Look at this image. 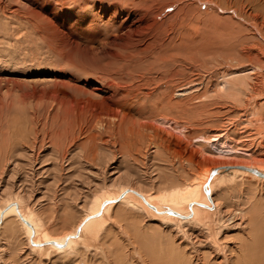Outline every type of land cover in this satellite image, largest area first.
I'll return each instance as SVG.
<instances>
[{"label":"rangeland","instance_id":"rangeland-1","mask_svg":"<svg viewBox=\"0 0 264 264\" xmlns=\"http://www.w3.org/2000/svg\"><path fill=\"white\" fill-rule=\"evenodd\" d=\"M34 1L42 5L41 0H0V206L12 197H22L25 205L36 209L49 233L61 237L80 222L90 199L115 191L118 184L157 194L184 186L221 163L264 164V130L256 117L252 120L253 99L245 90L238 95L227 92L231 77L252 73L249 67L239 70L230 62L234 56L231 45L241 28L234 9L218 0H165L168 4L173 1L171 5L148 0L149 5L157 2L164 10L156 11L158 21L153 24L158 27H152L143 43L138 42L139 37L125 47L106 45V28H110L108 34L116 33L121 20L105 16L102 31L91 44L104 46L80 53L48 25L36 26L29 18L38 7ZM95 1L90 0L91 6ZM140 1L135 4L138 7L135 0L126 2L139 11ZM63 2L71 6L69 0ZM230 34H234L232 41H228ZM120 65L126 68L124 79L113 76L114 83L128 93L132 86L142 92L115 106L107 99L115 88L109 83L112 79L100 72ZM129 72H139L141 77L127 75ZM88 99L106 101L116 109L117 124L109 125L112 118L108 112L88 106ZM216 132H228L233 143L249 149L250 154L217 157L209 141H199L200 136ZM91 136L93 145H87ZM179 155L186 159L182 164ZM250 184L229 187L217 195L218 203L236 225L224 235L228 258L210 248L203 239L205 234L198 231H193L199 245L196 251L185 247L186 240L180 241L174 229L154 225L156 221L127 213L120 216V210L115 219L126 224L130 232L137 226L143 233L141 246L163 255L148 258L154 264H183L184 259L180 253L174 254L170 244L183 248L194 264H207L206 256L214 264H264V189ZM241 208L244 215H240ZM4 230L0 229V264H48L23 248L25 234L23 238L21 231L13 232L14 228ZM111 232L114 235L105 236L102 249L98 250L102 238L95 245V253L91 252L94 249H84L75 255L56 254L63 257L50 264L143 263L141 254L145 251L139 247L136 254L135 237L121 235L114 226ZM115 250L120 251L113 258Z\"/></svg>","mask_w":264,"mask_h":264},{"label":"bare ground","instance_id":"bare-ground-1","mask_svg":"<svg viewBox=\"0 0 264 264\" xmlns=\"http://www.w3.org/2000/svg\"><path fill=\"white\" fill-rule=\"evenodd\" d=\"M126 1L108 0L107 2H105V0H97L91 6L90 0H69V3L71 4V6L69 5V7L67 6L66 2H63V0H41L42 5H39L37 4V2L34 1V3H36L38 6L34 8L38 9H34L35 16H29V18L36 22L35 24L37 27L43 28L47 27L46 25H48L52 32H55L56 34H58V36L60 34L65 38V41L72 47V50L79 51L81 53L84 51L88 52L89 50H93L98 46H104L101 44L97 47H94L91 46V44L94 45V43H96L95 35L98 31H102L100 26L104 22L103 17L108 16L112 20H121V23L119 25L120 29L118 28L119 30H117V28H115V30H117L116 33L113 34L111 32V35L108 34L110 28L105 27L106 33H104V36L105 39L108 40L107 43L105 40L106 45L113 44L114 46H118L120 44L125 47L131 41H133L134 38L142 37L141 40H138V42L140 43L143 39H147L146 36L150 35L151 32H153L152 27L155 26L153 22H155V20H157V17L159 16L156 11H160L161 9V4L158 5L157 2L155 5L154 2L149 5L148 0H142L138 4L140 5L141 2L145 4L142 3L143 6L141 4L138 8L139 11H137V9L134 8L138 7L137 5H135L138 0H135L136 2L134 3V6L137 7H133V4L127 5L129 4V1ZM164 1L165 0H163V2ZM218 1L221 5H225L227 7L229 6V8L234 9L235 16L240 19V24L238 23L239 25H241L239 36H234V41L231 45L234 49H232V47L230 46L231 49L234 50V56H229V58L231 57L230 62L232 65L233 63L237 65V69L239 70L245 69V67H249L252 70V73L248 75L241 76L239 74V77H231L228 82L230 86L227 89V92L231 95H238L239 92L243 90H245L243 92L247 91L249 93V98H252L254 102L252 120L254 121V118L256 117L255 121H258L260 129L264 130V0ZM172 2L173 1H171V4ZM88 3H90V6H88ZM104 3L107 4L105 5ZM73 4L75 5L72 6ZM163 4L164 3H162V5ZM171 4L167 3L166 5ZM163 7H165V5ZM163 21L164 20H162L161 22L163 23ZM158 24L160 23L158 22ZM192 25L190 26L191 28ZM198 26L199 25H197V27ZM197 29L194 32H198L199 29L198 31ZM76 31H78V34H74V32ZM232 35L228 38H232ZM228 41L232 40L230 39ZM146 45H148V43ZM101 50L104 53V50ZM107 50L109 51V49ZM125 69L126 68L124 66L120 65L118 67L113 68L108 67L106 70H102L100 72L101 75H106V79H112L109 83L115 86V88L113 87L112 92H109L107 99L111 100L112 104L115 106L117 104H121L122 106V103L126 99L130 97H138L139 94L142 92H138L139 90H137L140 87L132 86L130 92L128 93L127 91H124L125 88L122 87L120 84L114 83L115 79L113 78V76H116L119 79H124ZM126 74L131 76L137 75L141 77V74L139 72H137L136 74H134V72H129ZM121 90L123 91L122 93ZM183 93L184 92H180V94ZM151 94L152 93H149L148 97H150ZM144 97H147L146 94ZM89 105H94V107H98L97 111L99 110V108L101 109V111L106 110L109 116L112 118L108 122L109 125H116L117 120H120V118L118 117L119 113H116V109L112 108L110 104L107 105L106 101L102 102L88 99V106ZM91 138L93 139V137L91 136L90 139L87 141V145H93L92 143L94 139L92 140ZM200 138L199 141H202L203 143L206 141L210 142V145L213 147V150L215 149L214 151L216 152V154L218 153L217 155L215 154L217 157L219 155L221 157L227 155L226 157H228L229 155L231 156L232 154L241 152L250 154V152L248 153L249 149L247 150L242 146L234 144L232 141V139L234 138L232 135L230 136L228 132H216L213 136L209 137L202 135L200 136ZM113 140H115V137ZM116 143L117 142H115V144ZM123 143L125 142L123 141L122 144ZM169 146L167 148H169ZM154 149L159 152V148L158 150L156 148ZM200 152L201 154H204L206 151ZM178 154L180 153L178 152ZM211 154L214 155V153ZM180 155L179 163L182 164V162L186 159L184 156ZM192 157L193 155L190 158ZM226 157H223V159ZM225 165H245L250 168H256L262 173H264V164L260 163L227 162L216 165L215 167H223ZM213 168L214 167L207 169L201 177L195 178L194 181L192 180L190 182H187L186 184H184V186H177L170 189H165L160 191L159 193L157 192V194L147 193L146 191L136 188L135 186H132L130 184H118V188L115 191H106L102 194H96L92 199H90V204L88 203L89 206L87 212L86 214H84L80 222L74 226V229L72 228L70 232L64 234L61 237L52 236L46 229L45 225L41 222L42 218L39 219V217L36 216V209H30L27 205L24 204V200L22 197L15 196L8 199L4 205L0 206V229L2 230L3 227V232L5 231L4 229H6L7 231V229L13 228L14 233L21 231L23 238V234L26 235V239L24 238V242L21 240L23 242V248L27 249L29 254L37 253L39 256H41L40 258L46 260L44 262L48 264L52 263V261L56 259H61V257H63H57L56 254L62 255L67 254L69 252H74L73 255H75L79 250V252H83L85 251L84 249H94L95 245L99 243V240L101 238L102 240L100 248L98 250L102 249L105 241V236H108L109 234L112 236L114 235V233L111 232L113 226L117 229L119 233H121V235L127 236L129 233V239L135 237V251L136 254H139L140 252L138 250L139 247H142L141 241L143 240V233L140 229L137 228V226L135 227V229H132V232H130L126 224H120L118 220L115 219L117 210H120V216H125L127 213L128 215H132V217L135 216L138 219H143L148 222L156 221V223H153L154 225L161 224L160 226L169 227V229L167 230H170L171 228L174 229L176 231L174 232V234H177L180 241L184 242V240H186L185 247H188L189 249H195L196 251L197 249H199V245L196 241V238L194 237L193 231H198L201 234L203 233L206 237L203 239L207 241V245L212 248L218 255L222 256L223 258H228L229 249L227 247V242L224 240V235L232 231L236 225L231 220V218H229L230 215L226 212L225 208L222 207L223 205L221 206L218 203L219 201L217 199V195L224 189H229V187L232 188L237 185H247V183H251L253 184V186L256 185L258 186V188L264 189V176H260L248 170L239 169L236 167L229 170L219 168L217 174L213 176V178H211V180L209 181L210 173ZM208 181V189L211 193V199L208 197L204 190V186ZM105 201L107 203L103 205ZM254 211H258L259 213V210H253L252 212ZM244 212L245 209L241 208L240 215H244ZM255 214H257V212ZM257 215H262L261 211L260 214ZM13 224L14 226L12 228ZM148 225L152 224L150 223ZM170 245L171 246H169V248L172 249L175 255L180 253L182 258L184 259L183 264H194L193 260L190 257V254L184 253V251H182L184 250L183 248H181L182 250H180V246H178L177 249V246L174 247L173 244ZM225 246L227 247L226 251ZM98 250L94 249V251L91 252L95 253V251ZM141 250L143 252L145 251L144 253L141 252V257H143L144 259L143 263L140 262L141 264H154V262L148 260V258L151 259L153 255H157L158 258L163 257L162 254L158 255L155 254V252H151L153 250H150V247L146 249L143 248ZM119 251L120 250H115V252L113 253V258L118 255ZM53 255H56V258H53L51 260V257H53ZM64 256L67 257V255ZM107 260H109V258H107ZM206 263L214 264L212 263L209 256H206Z\"/></svg>","mask_w":264,"mask_h":264},{"label":"water","instance_id":"water-1","mask_svg":"<svg viewBox=\"0 0 264 264\" xmlns=\"http://www.w3.org/2000/svg\"><path fill=\"white\" fill-rule=\"evenodd\" d=\"M239 168V169H244V170H248L252 173H255L257 175H260V176H264V173H262L261 171H259L258 169L256 168H250V167H247L245 165H237V166H233V165H225L223 167H214L212 170H211V173H210V177H209V181L211 180V178H213V176H215L219 170V168L221 169H225V170H229V169H232V168ZM209 181L206 183V185L204 186V190L206 192V194L208 195V197L211 199V193L208 189V184H209ZM105 203H107L106 201L103 203V205H105ZM99 214V213H98Z\"/></svg>","mask_w":264,"mask_h":264}]
</instances>
